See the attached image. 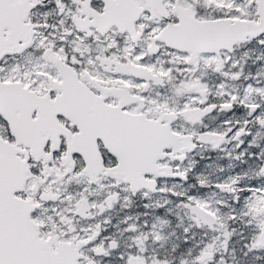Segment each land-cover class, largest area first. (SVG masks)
<instances>
[{
  "label": "snow or ice",
  "instance_id": "6c2138e0",
  "mask_svg": "<svg viewBox=\"0 0 264 264\" xmlns=\"http://www.w3.org/2000/svg\"><path fill=\"white\" fill-rule=\"evenodd\" d=\"M0 264H264V0H0Z\"/></svg>",
  "mask_w": 264,
  "mask_h": 264
}]
</instances>
